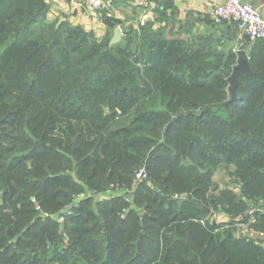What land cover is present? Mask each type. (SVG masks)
<instances>
[{"label": "trees", "instance_id": "1", "mask_svg": "<svg viewBox=\"0 0 264 264\" xmlns=\"http://www.w3.org/2000/svg\"><path fill=\"white\" fill-rule=\"evenodd\" d=\"M170 8L111 45L0 0V264H264L209 218L264 233V46L230 102L237 54L161 27Z\"/></svg>", "mask_w": 264, "mask_h": 264}, {"label": "crops", "instance_id": "2", "mask_svg": "<svg viewBox=\"0 0 264 264\" xmlns=\"http://www.w3.org/2000/svg\"><path fill=\"white\" fill-rule=\"evenodd\" d=\"M49 5V22H68L74 27H81L86 32L93 33L101 39L109 32L110 27L116 25L115 30L121 28L124 32L130 29H138L140 19L148 15L147 22H156L157 11L151 6L144 5L139 0H103L109 4L105 12H92L72 0H45ZM225 0H164L169 9L166 15L168 21L161 22V27L169 26L174 33L184 35L185 38L193 40L198 38L205 45H212L213 49L225 51L226 54L236 53L244 50L250 57V52L256 47L261 50L264 43L254 46L240 34L237 26L224 24L215 26L212 24V13L214 9L224 3ZM259 8L264 18V0H243ZM173 10H176V17ZM176 19V23H175ZM175 23V24H174ZM172 25V27H171ZM185 29L189 34H184ZM238 56V55H237ZM238 61V59H237ZM237 64V63H236Z\"/></svg>", "mask_w": 264, "mask_h": 264}, {"label": "built area", "instance_id": "3", "mask_svg": "<svg viewBox=\"0 0 264 264\" xmlns=\"http://www.w3.org/2000/svg\"><path fill=\"white\" fill-rule=\"evenodd\" d=\"M74 3L92 11L105 12L109 8V4L103 0H72ZM140 3L151 6L153 10H162L164 0H139ZM148 15L143 16L139 21V26L143 27L147 23ZM212 20L216 26L225 23L236 24L238 29L250 43L254 44L264 41V18L259 8L243 0H225L224 3L216 7L212 13ZM148 180V174L145 169L136 171L134 183L135 185ZM119 191V190H118ZM108 197H112L109 192ZM129 202V199H126ZM71 209V207H70ZM66 216L70 215V211H66ZM66 216L61 217L60 222H64ZM211 219V216L209 217Z\"/></svg>", "mask_w": 264, "mask_h": 264}, {"label": "rangeland", "instance_id": "4", "mask_svg": "<svg viewBox=\"0 0 264 264\" xmlns=\"http://www.w3.org/2000/svg\"><path fill=\"white\" fill-rule=\"evenodd\" d=\"M232 177L226 172V171H222L219 170L215 177H214V182L221 188H227V187H233L235 185H233L232 183ZM148 183H150V181H148ZM119 185H116L115 187H111V190L108 191L105 194H100L97 197H95V200H103L106 198H110L108 197V193L110 192L111 194L115 192V194L118 193L119 190ZM85 196V195H83ZM77 197L74 201V203H78L80 202L84 197ZM87 196H92V194H87ZM72 208V206H70ZM69 208L65 209L63 211V213H65L66 211L71 210ZM226 213L224 212H218V213H214L211 216V220L218 225H221V229L229 234H232V236L235 237H247L250 234L256 235V236H261L262 238H264V233L262 232H258L257 230H255L253 227H251L248 223L244 222H240L241 224H232V221L240 220L239 218H233V217H229L227 215H225Z\"/></svg>", "mask_w": 264, "mask_h": 264}, {"label": "water", "instance_id": "5", "mask_svg": "<svg viewBox=\"0 0 264 264\" xmlns=\"http://www.w3.org/2000/svg\"><path fill=\"white\" fill-rule=\"evenodd\" d=\"M122 35H123V32L121 28L118 27L113 34L111 45L119 43L122 39ZM237 55H238L237 64L234 66L233 73L228 80L230 84L229 91L231 94L230 102H235L237 100L236 88L239 84L238 78L240 76H248L252 73V69L250 67V62H249L250 57L247 54V52L244 50H241L237 52Z\"/></svg>", "mask_w": 264, "mask_h": 264}]
</instances>
